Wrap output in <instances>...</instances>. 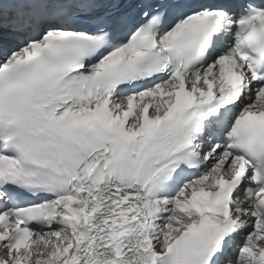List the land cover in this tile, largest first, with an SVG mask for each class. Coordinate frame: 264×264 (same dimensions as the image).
<instances>
[{
	"label": "snow or ice",
	"instance_id": "6c2138e0",
	"mask_svg": "<svg viewBox=\"0 0 264 264\" xmlns=\"http://www.w3.org/2000/svg\"><path fill=\"white\" fill-rule=\"evenodd\" d=\"M0 264H264V0H0Z\"/></svg>",
	"mask_w": 264,
	"mask_h": 264
}]
</instances>
